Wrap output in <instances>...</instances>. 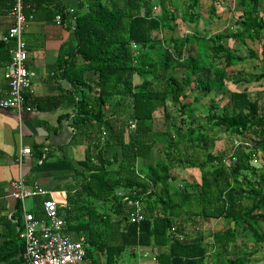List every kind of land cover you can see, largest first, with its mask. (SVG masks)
I'll return each instance as SVG.
<instances>
[{
    "label": "trees",
    "instance_id": "trees-1",
    "mask_svg": "<svg viewBox=\"0 0 264 264\" xmlns=\"http://www.w3.org/2000/svg\"><path fill=\"white\" fill-rule=\"evenodd\" d=\"M200 1L181 3L185 21L199 23ZM224 1L211 0L209 18L218 15ZM236 1L242 11L235 21L240 29L206 35L196 26L191 33L168 39L157 60L152 56L161 41L156 33L176 28L179 6L174 0H76L74 6L64 0H26L28 13L54 5L49 10L76 33L72 53H61L57 66L75 86L73 94L80 90L73 126L89 146L80 168L63 158L49 166L69 168L80 176L59 203V212L65 232L90 243L93 264H120L125 251L137 258L140 248L152 250L161 264L256 260V250L232 252L230 247L249 232V238L264 244V162L259 161L264 157V102L246 88L232 90L228 82L242 80L239 71L228 68L260 59L246 43L262 40L264 0ZM229 39L235 40L233 46L226 44ZM242 46L247 53H241ZM204 55L210 60L206 65ZM179 68L184 69L181 77ZM136 75L141 82L136 83ZM194 90H225L231 96L224 105L213 96L202 122L187 111L194 105L189 100ZM169 102L179 115L171 112ZM160 109L167 135L163 150L156 147L154 129ZM224 132L252 134L257 146L242 141L232 154L213 151ZM50 154L42 150L43 161L36 168L45 167ZM178 167L200 168L201 181H180L174 175ZM126 198L143 204L144 220L131 221ZM17 210L22 214L21 204ZM220 218L227 226L215 231L211 241L200 231L192 236L186 230L188 220L197 227ZM0 236V264H23L25 244L19 235L17 239L7 231Z\"/></svg>",
    "mask_w": 264,
    "mask_h": 264
},
{
    "label": "crops",
    "instance_id": "crops-1",
    "mask_svg": "<svg viewBox=\"0 0 264 264\" xmlns=\"http://www.w3.org/2000/svg\"><path fill=\"white\" fill-rule=\"evenodd\" d=\"M64 2L69 6L76 4V0ZM11 5L12 0H0V101L8 95L10 88L6 78L10 53L3 37L14 23ZM53 7L40 5L24 32L29 49L26 63L37 72L26 95L25 110L19 112L0 104V234L13 232L17 239L23 224V214L17 213L19 204L22 212L26 207L41 217L45 199L61 203L67 199L69 188L80 180V176L72 174L69 168L49 165L63 158L80 168L79 161L84 159L86 151V138L77 135L73 126L80 90L73 94L75 86L61 75L57 66L61 53L66 54L65 57L72 53L76 33L73 27L58 23L54 11L49 10ZM76 57L77 62L81 61L80 56ZM26 148H31L30 153H23ZM42 150L51 154L49 159L46 158L45 167L36 168L43 161ZM20 155L21 162L18 161ZM21 178L27 185L39 184L48 193L29 196L24 201L17 199L13 195V182ZM142 264H154V261Z\"/></svg>",
    "mask_w": 264,
    "mask_h": 264
},
{
    "label": "rangeland",
    "instance_id": "rangeland-1",
    "mask_svg": "<svg viewBox=\"0 0 264 264\" xmlns=\"http://www.w3.org/2000/svg\"><path fill=\"white\" fill-rule=\"evenodd\" d=\"M178 4V9L176 11L177 15V24L176 28H163L161 31L156 33V36L161 39L159 42L160 46L157 50L152 52V56L154 59L159 60L160 54L163 53V50L168 43L166 41L170 39L173 36H179V35H185L188 33H191L194 31L195 27L199 28L200 31H203L206 35H213L216 32H228L231 31H237L240 29V25H238L235 21L239 19V15L241 14V8L238 5V2L236 0H225L223 4L219 6L218 9V15L215 17L209 18V7L211 4V0H201L200 6L198 10L201 13V17L199 18V23L195 25L192 21H185L182 16V9H181V3L186 2L187 0H174ZM157 13H161V9L157 8ZM261 16L264 18V12L261 13ZM196 43V42H194ZM235 40L229 39L228 42L226 41V44L234 45ZM248 46L254 48L260 55L259 60H252L243 64H239L237 66H231L228 68V71L231 73H238L240 72L239 78H241L242 82H228L229 87L232 90L235 89H248L250 95L257 96L260 98L261 102H264V78L258 79L260 76L263 68H264V34L262 37V40L257 41H250L247 40L246 43ZM193 49L197 48V44L192 45ZM247 48L242 46L241 53H247ZM207 55H204V59H202L203 64H208L210 61L209 58H207ZM177 76L181 77L184 74V69L179 68L176 71ZM208 76V74L206 75ZM136 83H139L142 81V78L139 75L135 76ZM198 93V94H197ZM198 96V100L195 101V97ZM217 97L221 99V105H224L228 99L230 98V93H227L225 90L222 91H212L211 93L203 92V91H191L189 92V100L193 101V107L189 108L188 114L200 116V120L205 122L206 120V114L208 110V106L210 103V100L212 97ZM168 107H170V110L173 114L179 115L178 111L174 108L169 102ZM155 116L157 117V120L154 123V129H155V138L158 141L156 147L159 149H165V145H167V135L164 133L165 129V118L163 109H160L155 112ZM207 125V124H206ZM135 126V125H134ZM132 125V127H134ZM210 125H207L209 127ZM105 130H103L102 133V139H105L106 133L104 134ZM255 135V134H254ZM242 141H248L252 146H257L256 137L252 134H241V135H230L228 132H224L222 139L218 140L216 142V145L214 147L213 151H217L218 153H226V154H232L233 150L236 148L238 144H240ZM91 144V143H90ZM89 146L88 142L86 141V149ZM91 147V145H90ZM94 150V148H92ZM86 153V151H85ZM207 153L203 152L201 158L204 159L206 157ZM260 162H264V157L259 159ZM141 162V161H140ZM253 163L258 164L256 161ZM174 175L179 177V180H189V181H201L202 178V171L200 168H175L174 169ZM179 182V181H177ZM29 200L27 201V204ZM28 209V208H27ZM30 210V209H28ZM187 223V222H186ZM185 223V224H186ZM227 220L220 218V219H210L202 221L201 223L195 225L188 220V223L186 224V230L188 231L189 235H196V232L200 231L205 236L207 241L213 240L212 236L213 233L217 230L223 229L227 226ZM264 225V223H262ZM248 235H251V232L245 235H239L238 240L235 243H232L230 250L232 252H243L245 250H256L252 258H255L256 260H252L248 264H264V244L257 243L253 241L251 238L248 237ZM129 250L125 251L123 253V259H121L120 264H142L144 261L152 262V256L154 255V252L152 250H148L145 248H140L138 250V257L134 258L129 255ZM148 255V257H145L143 254Z\"/></svg>",
    "mask_w": 264,
    "mask_h": 264
},
{
    "label": "built area",
    "instance_id": "built-area-1",
    "mask_svg": "<svg viewBox=\"0 0 264 264\" xmlns=\"http://www.w3.org/2000/svg\"><path fill=\"white\" fill-rule=\"evenodd\" d=\"M10 14L14 23L3 37L10 53L6 72L10 88L8 95L1 99L0 104L5 108L23 112L27 92L37 76V72L27 66L29 49L24 37L25 29L34 19V14L27 12L26 0H12ZM56 19L58 23L63 24L61 15H57ZM75 23L74 16L73 24ZM30 151L31 148H26L23 153ZM18 161H22V155L18 157ZM13 188V195L22 201L29 196L48 193L47 189L37 183L32 186L25 184L22 178L13 182ZM126 199L130 207L131 221L144 220L143 204L139 200ZM41 209L43 215L38 217L34 212L23 207V224L19 228V238L25 244L23 264H92L88 258L90 243L84 237L74 239L64 231L65 220L59 212V201L45 199ZM143 255L148 257L147 253ZM152 261L154 264H161L156 255L152 256Z\"/></svg>",
    "mask_w": 264,
    "mask_h": 264
}]
</instances>
